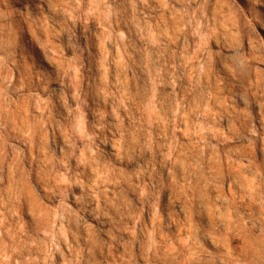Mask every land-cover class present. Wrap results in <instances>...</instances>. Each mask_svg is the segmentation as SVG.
Returning <instances> with one entry per match:
<instances>
[{"label":"rangeland","instance_id":"374dc122","mask_svg":"<svg viewBox=\"0 0 264 264\" xmlns=\"http://www.w3.org/2000/svg\"><path fill=\"white\" fill-rule=\"evenodd\" d=\"M261 51L264 0H0V264H264Z\"/></svg>","mask_w":264,"mask_h":264},{"label":"clouds","instance_id":"9594fccd","mask_svg":"<svg viewBox=\"0 0 264 264\" xmlns=\"http://www.w3.org/2000/svg\"><path fill=\"white\" fill-rule=\"evenodd\" d=\"M264 56V51L259 53ZM224 61L222 67L219 69L221 72H226L228 75H233L244 65L245 61L240 57V51L237 49L233 53L226 54V56L221 57ZM218 85L221 81H217Z\"/></svg>","mask_w":264,"mask_h":264}]
</instances>
